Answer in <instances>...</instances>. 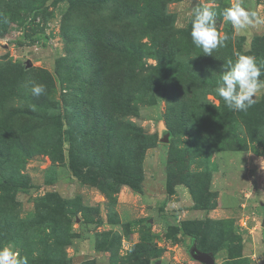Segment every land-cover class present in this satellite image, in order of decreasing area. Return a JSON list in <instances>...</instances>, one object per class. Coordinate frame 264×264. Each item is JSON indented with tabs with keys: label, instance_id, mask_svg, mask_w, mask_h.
Listing matches in <instances>:
<instances>
[{
	"label": "rangeland",
	"instance_id": "374dc122",
	"mask_svg": "<svg viewBox=\"0 0 264 264\" xmlns=\"http://www.w3.org/2000/svg\"><path fill=\"white\" fill-rule=\"evenodd\" d=\"M235 2L0 0V247L28 264H200L194 244L264 264V89L247 112L215 92L237 53L264 61V0H243L245 30L217 17L230 39L213 56L188 22Z\"/></svg>",
	"mask_w": 264,
	"mask_h": 264
},
{
	"label": "clouds",
	"instance_id": "9594fccd",
	"mask_svg": "<svg viewBox=\"0 0 264 264\" xmlns=\"http://www.w3.org/2000/svg\"><path fill=\"white\" fill-rule=\"evenodd\" d=\"M219 16H222L224 21L231 24L236 31L247 29L257 19V14L245 7L243 0H236L220 13L208 6L193 8L188 21L191 25V42L205 56H213V52L225 47L230 39L227 33L221 34L217 30ZM262 76H264V61L257 62L253 56L237 53L234 60L228 59L223 63L215 92L228 109L247 112L254 98L264 89ZM30 91L33 96L40 97L46 93V86L32 83ZM237 160L240 163V157ZM0 264H28V260L20 256L10 244L0 247Z\"/></svg>",
	"mask_w": 264,
	"mask_h": 264
},
{
	"label": "water",
	"instance_id": "95a60500",
	"mask_svg": "<svg viewBox=\"0 0 264 264\" xmlns=\"http://www.w3.org/2000/svg\"><path fill=\"white\" fill-rule=\"evenodd\" d=\"M166 140H167V135H165L163 138V141ZM263 227H264V219H263ZM189 254L194 260L198 261L200 264H215V259L212 253L199 251L194 244L189 249Z\"/></svg>",
	"mask_w": 264,
	"mask_h": 264
},
{
	"label": "trees",
	"instance_id": "16d2710c",
	"mask_svg": "<svg viewBox=\"0 0 264 264\" xmlns=\"http://www.w3.org/2000/svg\"><path fill=\"white\" fill-rule=\"evenodd\" d=\"M194 238H196V236H195V235L193 236V239H194Z\"/></svg>",
	"mask_w": 264,
	"mask_h": 264
}]
</instances>
